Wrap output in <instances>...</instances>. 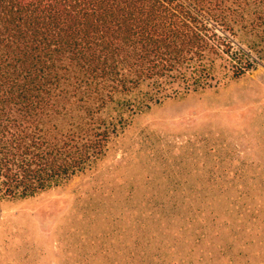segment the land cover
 <instances>
[{"label":"trees","instance_id":"obj_1","mask_svg":"<svg viewBox=\"0 0 264 264\" xmlns=\"http://www.w3.org/2000/svg\"><path fill=\"white\" fill-rule=\"evenodd\" d=\"M256 41L264 0H0V199L64 185L136 115L246 75ZM148 232L123 264L167 256H141L160 231Z\"/></svg>","mask_w":264,"mask_h":264},{"label":"rangeland","instance_id":"obj_2","mask_svg":"<svg viewBox=\"0 0 264 264\" xmlns=\"http://www.w3.org/2000/svg\"><path fill=\"white\" fill-rule=\"evenodd\" d=\"M251 40L239 33L235 44L249 51ZM255 45L252 71L136 115L89 171L0 199V264H123L148 230L160 232L141 256L162 249L158 264H264V44Z\"/></svg>","mask_w":264,"mask_h":264}]
</instances>
